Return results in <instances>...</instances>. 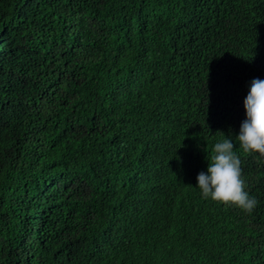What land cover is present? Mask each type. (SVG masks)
Instances as JSON below:
<instances>
[{
  "label": "trees",
  "instance_id": "1",
  "mask_svg": "<svg viewBox=\"0 0 264 264\" xmlns=\"http://www.w3.org/2000/svg\"><path fill=\"white\" fill-rule=\"evenodd\" d=\"M256 78L264 0H0V264H264ZM225 139L251 213L197 186Z\"/></svg>",
  "mask_w": 264,
  "mask_h": 264
},
{
  "label": "clouds",
  "instance_id": "2",
  "mask_svg": "<svg viewBox=\"0 0 264 264\" xmlns=\"http://www.w3.org/2000/svg\"><path fill=\"white\" fill-rule=\"evenodd\" d=\"M244 107L246 119L242 122L236 139L245 153H259L264 156V80H252ZM233 148L234 144L230 139L214 145L210 160L207 158V174H198L197 186L203 198H211L224 205H235L251 213L258 201L245 190L241 160Z\"/></svg>",
  "mask_w": 264,
  "mask_h": 264
}]
</instances>
